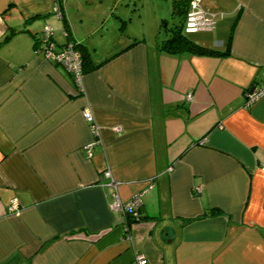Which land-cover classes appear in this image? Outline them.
I'll return each mask as SVG.
<instances>
[{"label": "crops", "instance_id": "crops-1", "mask_svg": "<svg viewBox=\"0 0 264 264\" xmlns=\"http://www.w3.org/2000/svg\"><path fill=\"white\" fill-rule=\"evenodd\" d=\"M199 1L216 23L194 39L229 53L161 51L109 10L90 27L81 2L0 0V264H264V95L245 96L264 0ZM46 23L86 45L81 85L36 50ZM106 168L122 198L143 192L131 240Z\"/></svg>", "mask_w": 264, "mask_h": 264}, {"label": "built area", "instance_id": "built-area-1", "mask_svg": "<svg viewBox=\"0 0 264 264\" xmlns=\"http://www.w3.org/2000/svg\"><path fill=\"white\" fill-rule=\"evenodd\" d=\"M54 11L60 16L62 15V10L60 5L56 4L53 7ZM216 23V15L206 10L200 3L199 0H192L186 17L185 31L195 32L202 29H212ZM53 27L51 24L47 23L44 27V35L42 42L40 44L41 51L45 53L48 58H53L54 60L62 63L67 70L73 75L75 81L78 84H82V78L84 74L83 66V55L82 51L77 48L72 41L65 45H62L58 50H55L53 46ZM264 95V81L255 84L253 87L249 88L245 92L246 99L248 101H253L260 96ZM187 98L192 99V92L187 93ZM86 119L91 123L96 135L99 134L97 124L94 121V116L90 109L84 111ZM97 140V137H96ZM95 140V141H96ZM94 142L88 144L92 146ZM264 167V164H263ZM101 178H106L104 181L106 184L114 187L113 200L110 203L112 210L121 213L126 217V231L127 238L131 240V231L128 218L132 219V222L140 220L141 217V207L143 205V192H138L131 196L130 198L124 199L119 193L120 181L114 177L111 168H106L101 173ZM9 211H18V201L14 200L11 205L8 206ZM136 263L137 264H148V258L141 251H136Z\"/></svg>", "mask_w": 264, "mask_h": 264}, {"label": "rangeland", "instance_id": "rangeland-1", "mask_svg": "<svg viewBox=\"0 0 264 264\" xmlns=\"http://www.w3.org/2000/svg\"><path fill=\"white\" fill-rule=\"evenodd\" d=\"M67 0H65L66 3ZM173 0H91L90 5L85 4V0H72L73 4L77 2L84 3L83 12L85 15L84 24L94 25L103 19L105 13L109 10L116 14L123 15L127 20L124 30L127 32H142L145 35L154 37L155 39H162L167 37L170 29L166 27L165 21L169 26L179 21V16L173 14L172 7ZM74 19L78 24H81V16L83 14L74 9ZM102 16V18L100 17ZM95 16V17H94ZM100 17V18H96ZM94 19V20H93ZM165 19V21H164ZM62 23H63V19ZM96 24V23H95ZM64 34L66 29L63 30ZM197 33H189L194 38Z\"/></svg>", "mask_w": 264, "mask_h": 264}, {"label": "trees", "instance_id": "trees-1", "mask_svg": "<svg viewBox=\"0 0 264 264\" xmlns=\"http://www.w3.org/2000/svg\"><path fill=\"white\" fill-rule=\"evenodd\" d=\"M191 1L192 0H173L172 1L173 14L179 16V21H177L173 25L169 26L168 23L164 19L166 27H168L170 29V32L167 34V37H164V38L159 40L158 47L160 48V50L165 51V52H169V53H173V54H182V53L227 54V53H229L228 50L221 51V50L214 48V47L205 46L202 43L197 42L194 38H192L189 35L190 32L185 31L186 17H187V13H188ZM56 4L60 5L61 10H62L61 16H64L63 9H62L63 0H55L54 5H56ZM53 12L57 14V12L54 11V9H53ZM126 22H127L126 19L121 18L122 28H124L126 26ZM44 27H45V25H44ZM44 27H43V30L39 34H37V33H34V34L36 35V42H35L36 50L39 53H43L45 55V53L42 52L41 51L42 49L40 48V44L42 42L43 35H44ZM15 31L16 30H12L11 32H9L10 37H11L12 33ZM9 33L6 34L5 37H8ZM52 38H53L54 45H55L53 47L55 50H58L62 46L61 45L62 43L57 42V40L54 37V34H53ZM70 41H72L74 43V45L82 51L83 66H84V71H85V69L87 67V60L89 58L88 53H87L86 48H85L86 45L83 42H78L75 40L73 41L72 38H69L66 41V43H64L63 45L67 44ZM50 59H53V58H50ZM212 212L213 213L220 212V208L214 207L212 209ZM128 220H129V223H132V219L128 218Z\"/></svg>", "mask_w": 264, "mask_h": 264}]
</instances>
